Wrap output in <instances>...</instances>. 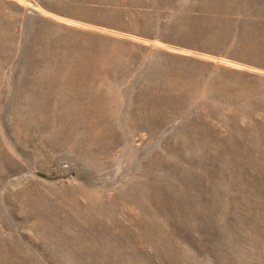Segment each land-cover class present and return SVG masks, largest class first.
Listing matches in <instances>:
<instances>
[{"label":"rangeland","instance_id":"rangeland-1","mask_svg":"<svg viewBox=\"0 0 264 264\" xmlns=\"http://www.w3.org/2000/svg\"><path fill=\"white\" fill-rule=\"evenodd\" d=\"M44 70L98 139L31 121ZM0 264H264V0H0Z\"/></svg>","mask_w":264,"mask_h":264},{"label":"bare ground","instance_id":"bare-ground-1","mask_svg":"<svg viewBox=\"0 0 264 264\" xmlns=\"http://www.w3.org/2000/svg\"><path fill=\"white\" fill-rule=\"evenodd\" d=\"M48 55H51L49 62L52 64L50 66L53 65V68L58 71L62 68L66 69V66L56 67L54 58L57 60L58 53L57 50L54 51L52 45L49 46V51L44 57ZM79 62L78 60V64ZM37 65L36 67L39 68ZM57 70H54L52 74H47L44 70L43 75L35 78V87L39 88L35 89L32 99L28 101L31 121H37L39 127H44L43 130L46 128L50 132H57L61 135L70 137L73 133H79L84 141H90L92 138L98 139L101 131L107 127L104 125L105 122L110 121V115L105 116L101 110L105 107L102 100L103 92L94 91L89 82H85L81 88H78L72 78H64L67 85L63 87L58 83ZM73 74L75 77L79 76L77 69L73 70ZM109 102L111 104L112 100L108 98ZM110 108L115 109L114 104L110 105ZM114 119L115 115L111 113V120Z\"/></svg>","mask_w":264,"mask_h":264}]
</instances>
